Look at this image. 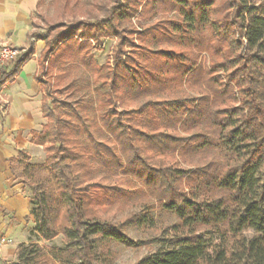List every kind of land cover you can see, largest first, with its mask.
<instances>
[{"label":"trees","instance_id":"trees-1","mask_svg":"<svg viewBox=\"0 0 264 264\" xmlns=\"http://www.w3.org/2000/svg\"><path fill=\"white\" fill-rule=\"evenodd\" d=\"M111 37L101 65L94 50ZM28 39L0 91L43 41L47 122L31 142L45 160L21 151L11 164L37 241L2 264H102L115 244L143 245L124 230L155 228V207L124 206L123 182L177 219L135 264H264V0H106Z\"/></svg>","mask_w":264,"mask_h":264},{"label":"crops","instance_id":"crops-1","mask_svg":"<svg viewBox=\"0 0 264 264\" xmlns=\"http://www.w3.org/2000/svg\"><path fill=\"white\" fill-rule=\"evenodd\" d=\"M40 1L0 0V44L29 48L33 15ZM44 48L43 41H36L32 57L0 91V236L11 240L2 249L0 263L14 261L20 244L37 241L32 237L34 219L28 191L13 175L11 164L21 151L33 164L45 160L44 149L31 142L32 132L41 131L47 122L43 115L44 90L38 79Z\"/></svg>","mask_w":264,"mask_h":264},{"label":"rangeland","instance_id":"rangeland-1","mask_svg":"<svg viewBox=\"0 0 264 264\" xmlns=\"http://www.w3.org/2000/svg\"><path fill=\"white\" fill-rule=\"evenodd\" d=\"M106 0H44L38 11L33 15V23L35 28L33 32H42L48 28V26H55L60 22L68 23L74 18H85L88 16L90 11L95 10V5L102 3ZM134 23H137L134 20ZM118 39L116 37H111L105 40L103 46L100 49L94 50L96 60L99 64L103 65L108 59L112 58L113 51L116 49ZM42 73V69L40 71ZM79 77V80L82 82V85H86V76L82 72ZM43 78L47 80V77ZM51 95L55 96L54 90H51ZM64 98V96H62ZM213 158L212 152L204 153L202 155L193 154L190 156V159L187 164H184L186 169H194L197 167H203L209 163ZM123 189L128 190L131 198L130 205L139 204L143 202H148L150 205L154 206V215L156 219V227L152 229L146 228H136L129 227L124 230V233L133 241L139 243L144 242L143 245L137 247H128L125 244H115L112 247V256L106 263L102 264H135L140 261L143 257L156 252L162 247L161 242L158 241L162 237L163 231L169 228L171 225L177 222V219L166 211L160 210L157 208V204L154 200L144 198L142 195L144 192L141 191V188L138 184L133 183L131 185L122 183ZM125 208V207H123ZM247 236L252 237L253 233L248 232ZM207 239L214 240L216 243L218 240L214 236L206 235ZM164 238V237H163ZM48 251L51 248H59L63 245V238L58 237L53 241L46 242L41 241ZM2 253V251H1ZM0 253V255H1ZM2 264V263H0Z\"/></svg>","mask_w":264,"mask_h":264},{"label":"built area","instance_id":"built-area-1","mask_svg":"<svg viewBox=\"0 0 264 264\" xmlns=\"http://www.w3.org/2000/svg\"><path fill=\"white\" fill-rule=\"evenodd\" d=\"M23 50L6 44H0V71L11 66ZM11 243V240L5 236H0V253L3 247Z\"/></svg>","mask_w":264,"mask_h":264}]
</instances>
